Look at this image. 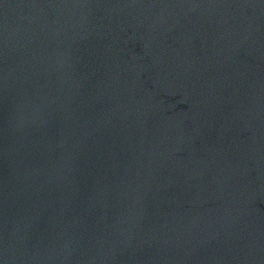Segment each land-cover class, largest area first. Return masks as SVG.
I'll use <instances>...</instances> for the list:
<instances>
[{"label": "water", "instance_id": "1", "mask_svg": "<svg viewBox=\"0 0 264 264\" xmlns=\"http://www.w3.org/2000/svg\"><path fill=\"white\" fill-rule=\"evenodd\" d=\"M0 264H264V0H0Z\"/></svg>", "mask_w": 264, "mask_h": 264}]
</instances>
